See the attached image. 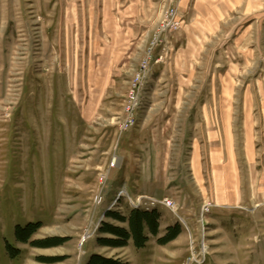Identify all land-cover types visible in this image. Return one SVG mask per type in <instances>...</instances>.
I'll return each mask as SVG.
<instances>
[{"label":"rangeland","instance_id":"374dc122","mask_svg":"<svg viewBox=\"0 0 264 264\" xmlns=\"http://www.w3.org/2000/svg\"><path fill=\"white\" fill-rule=\"evenodd\" d=\"M249 106H264V0H0V264H264ZM146 198L174 204L154 208L157 237L97 244L120 226L105 212Z\"/></svg>","mask_w":264,"mask_h":264},{"label":"trees","instance_id":"16d2710c","mask_svg":"<svg viewBox=\"0 0 264 264\" xmlns=\"http://www.w3.org/2000/svg\"><path fill=\"white\" fill-rule=\"evenodd\" d=\"M105 218L119 223L120 226L109 222H103L99 228V233L108 237H100L97 244L106 248H123L131 241L135 249L145 247L149 235L157 237L159 234L160 215L156 210L144 211L130 209L126 215L114 211L105 212ZM40 228V224H28L25 228H18L15 232L16 239L20 243H27L34 233ZM180 233L178 226L169 227L163 237L158 239L161 245L175 240ZM63 240L61 238H49L36 241L33 245L40 248H48L58 245ZM11 257L17 254V250L8 248ZM85 264H127L115 257H106L101 254H92Z\"/></svg>","mask_w":264,"mask_h":264},{"label":"built area","instance_id":"2783aa9c","mask_svg":"<svg viewBox=\"0 0 264 264\" xmlns=\"http://www.w3.org/2000/svg\"><path fill=\"white\" fill-rule=\"evenodd\" d=\"M174 14H175V10H173L170 15L173 16ZM127 111L129 112V114L126 116L125 120L119 126V130L122 132L126 131L132 123L130 108H127ZM146 199H148L150 203H149V205L147 203V207L143 208L144 210H151V209H154L155 207H157L159 205L170 208V209H172L174 207L173 202L167 198H165L162 201L156 200V199H150V198H146ZM140 204H142V201H137L135 204H132V208L140 209V208H138L140 206ZM142 205L144 206V204H142Z\"/></svg>","mask_w":264,"mask_h":264},{"label":"crops","instance_id":"0c3cea01","mask_svg":"<svg viewBox=\"0 0 264 264\" xmlns=\"http://www.w3.org/2000/svg\"><path fill=\"white\" fill-rule=\"evenodd\" d=\"M248 111H251V112L260 111V112H263L264 113V106L263 107H259L257 109L255 107H253V106H249Z\"/></svg>","mask_w":264,"mask_h":264},{"label":"bare ground","instance_id":"6f19581e","mask_svg":"<svg viewBox=\"0 0 264 264\" xmlns=\"http://www.w3.org/2000/svg\"><path fill=\"white\" fill-rule=\"evenodd\" d=\"M123 194V193H122Z\"/></svg>","mask_w":264,"mask_h":264}]
</instances>
